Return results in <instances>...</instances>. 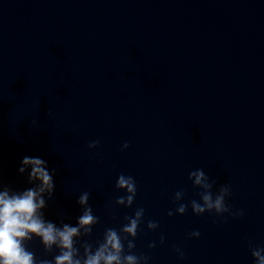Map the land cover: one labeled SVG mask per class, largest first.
<instances>
[{"label":"water","instance_id":"95a60500","mask_svg":"<svg viewBox=\"0 0 264 264\" xmlns=\"http://www.w3.org/2000/svg\"><path fill=\"white\" fill-rule=\"evenodd\" d=\"M25 154L56 169L46 219L75 225L90 192L100 220L77 247L143 207L135 252L150 264H253L249 243L264 245V0H0V184L29 186L17 173ZM196 169L214 192L231 185L241 218L168 216L177 190L180 203L200 200ZM119 173L137 182L131 208L115 203ZM28 246L38 261L59 253Z\"/></svg>","mask_w":264,"mask_h":264},{"label":"clouds","instance_id":"9594fccd","mask_svg":"<svg viewBox=\"0 0 264 264\" xmlns=\"http://www.w3.org/2000/svg\"><path fill=\"white\" fill-rule=\"evenodd\" d=\"M36 121L33 120L32 124ZM100 141H90L88 147L95 149ZM129 148L128 142L122 145L121 150ZM17 173L26 178L23 188L10 187L0 184V264H150L151 257L144 253L135 252V240L144 223L145 209L137 207L132 216H126L119 230L107 228L103 239L95 247L91 243H83L77 247L76 241L81 235H90L93 226L99 223L100 218L93 213L89 203L90 192L82 191L76 203L83 208L77 217L75 225L62 223L57 225L45 218L44 209L47 200L52 198L56 191V169L50 168L48 161L40 155H22L19 159ZM194 186L201 189L200 200L192 199L187 203H180L182 195L180 190L174 193L175 210H169L168 216L184 215L190 207L193 214H204L239 219L244 215L243 209H233L229 203L232 195L231 185H222L218 191H213V184L202 169L194 170L190 177ZM115 188L123 193L115 199L117 205L131 208L137 197L138 187L132 175L119 173L115 180ZM159 223L154 220L147 221V229L156 231ZM190 238H199V230L189 234ZM38 238L46 251L53 248L59 253L49 259H36L34 251L30 250L28 242ZM165 237L160 236L163 244ZM156 247L155 242L148 245L149 249ZM81 248L83 249L81 253ZM174 249L180 259L184 258V251L179 246ZM249 250L253 264H264V245L249 243Z\"/></svg>","mask_w":264,"mask_h":264}]
</instances>
